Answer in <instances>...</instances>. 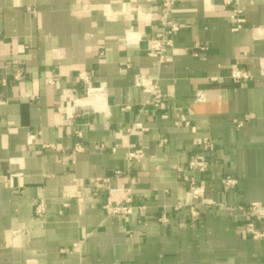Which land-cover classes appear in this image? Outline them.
I'll return each mask as SVG.
<instances>
[{"label":"crops","instance_id":"1","mask_svg":"<svg viewBox=\"0 0 264 264\" xmlns=\"http://www.w3.org/2000/svg\"><path fill=\"white\" fill-rule=\"evenodd\" d=\"M159 4L0 0V264H264V238L244 231L240 209L264 206V0H177L160 64L148 50ZM234 67L251 78L232 79ZM130 146L143 150L132 163ZM192 154L204 173L187 168ZM184 177L201 197L189 199ZM131 178V211L106 215V186Z\"/></svg>","mask_w":264,"mask_h":264},{"label":"built area","instance_id":"2","mask_svg":"<svg viewBox=\"0 0 264 264\" xmlns=\"http://www.w3.org/2000/svg\"><path fill=\"white\" fill-rule=\"evenodd\" d=\"M177 0H160V4L157 10V20L160 25V30L156 35L148 41L149 54L157 58V63L160 64L165 57V52L172 49V37L179 30V24L170 16L171 8L174 6ZM226 3H234L237 5V0H225ZM241 9L237 6L232 10L231 20L233 21L232 30H237L241 27L243 18L239 15ZM256 69L260 76L264 77V56L258 57L256 59ZM230 76L234 80H245L251 78L250 73L239 67H234L230 71ZM14 80H19L20 72H16L12 75ZM6 79H1V84H5ZM136 84L140 86L144 92L147 94V99L145 104H151L153 106H158L162 100V95L159 92L158 86L149 82L147 79L138 78ZM199 97V96H198ZM1 103V101H0ZM141 111L146 112L144 107L140 108ZM247 118L244 115L241 119L236 121V125L240 126L243 121ZM179 122L183 125H188V121L185 116H180ZM175 124H178L176 122ZM200 143L206 148L211 149V142L209 139L202 138ZM143 156L142 148L138 146H130L125 152V158L128 163L138 161ZM208 161L202 154H192L187 161V168L195 170L200 173H204L207 170ZM114 173L118 174L119 171L116 170ZM186 181V195H188L190 200H196L201 197V191L195 180L192 177H184ZM107 183L105 180L95 179L91 182L93 186H100ZM221 183L224 187H229L234 185L235 180L229 176H224L221 178ZM131 184H133L132 178L130 179V185L128 187H112L105 185L107 189V197L105 202L102 204V209L106 215H114L120 213H129L131 211ZM200 202H203L200 201ZM189 212L191 215L195 216L198 214V209L196 203L189 201ZM242 215L247 218V222L244 224V231L254 238H264V232L258 231L254 228L252 220L260 219L264 220V206L257 202L248 204L245 207H241ZM44 210L41 202L35 205V213L40 215ZM158 220L165 222V218L161 215Z\"/></svg>","mask_w":264,"mask_h":264}]
</instances>
